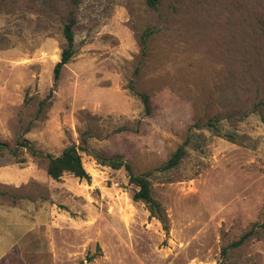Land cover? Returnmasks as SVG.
Instances as JSON below:
<instances>
[{
  "label": "rangeland",
  "instance_id": "1",
  "mask_svg": "<svg viewBox=\"0 0 264 264\" xmlns=\"http://www.w3.org/2000/svg\"><path fill=\"white\" fill-rule=\"evenodd\" d=\"M0 145L1 175L38 174L0 183V210H24L15 235L0 217V264H264V0H0ZM70 146L90 182L47 185ZM96 155L148 175L166 231Z\"/></svg>",
  "mask_w": 264,
  "mask_h": 264
},
{
  "label": "trees",
  "instance_id": "2",
  "mask_svg": "<svg viewBox=\"0 0 264 264\" xmlns=\"http://www.w3.org/2000/svg\"><path fill=\"white\" fill-rule=\"evenodd\" d=\"M145 2L148 8L157 9L160 0H145ZM73 28V18L69 17L68 22L65 23L62 28V35L66 41V47L62 49L59 62H57L54 66V83L59 80L63 67L66 66L74 56ZM135 95L139 98L140 102L142 103L145 115L150 116L152 113L150 97L145 93H135ZM82 142L83 145L86 146L84 140ZM84 146H70L64 149L60 156L55 158L46 155L45 157L48 159V164L46 167L47 176L50 179L58 182L65 174H68L74 178H77L79 180H85L87 183H89L90 176L84 169L81 160V153H84L87 150ZM0 148H4V146L0 145ZM184 154L185 150L183 149V147H179L177 151L168 160V162L164 165L163 170H169L171 168L176 167L183 158ZM32 155L36 156L40 154L32 152ZM95 160L99 165L109 167L112 170H120L121 168H123L127 172L129 183L136 188L132 196V200L134 202L143 203L149 213V217L158 220L161 224H163L164 230H167V227L165 225L166 219L163 209L161 205L152 197V189L150 181L148 179V175H134L130 165L122 161L121 158L118 156L108 158L96 155ZM261 228L264 229V220L261 224ZM245 237L246 236H244L238 243L234 245L240 244L245 239Z\"/></svg>",
  "mask_w": 264,
  "mask_h": 264
},
{
  "label": "crops",
  "instance_id": "3",
  "mask_svg": "<svg viewBox=\"0 0 264 264\" xmlns=\"http://www.w3.org/2000/svg\"><path fill=\"white\" fill-rule=\"evenodd\" d=\"M34 172V173H33ZM47 174L44 175V180L49 182L47 183V185L50 184V182H57L54 181L52 179H47ZM38 177V174L35 173V171H31V169L29 168H24V169H15L12 170V172L7 173V176H3L0 173V183L2 184H6L9 186H13L14 188H17L23 184L28 183L29 181H31L33 178ZM49 178V177H48ZM34 180V179H33ZM50 186V185H49ZM54 200L49 199L48 202H46V200L44 199H37L35 200L34 204L33 202H29V206H27V210L28 212H34L36 214V211L39 210V212H44V210L50 206V202ZM36 204V205H35ZM35 205V207H31ZM37 209V210H36ZM24 210L16 208V207H6L5 210H0V217L1 219H4V224L2 225V228H6L7 230H9L10 235L14 234L15 235V230H20L19 229V225L15 224V220L16 219H22L23 220V215H19V212H23ZM22 216V217H21ZM38 216V213H37ZM18 233V232H16ZM20 234V233H19Z\"/></svg>",
  "mask_w": 264,
  "mask_h": 264
}]
</instances>
